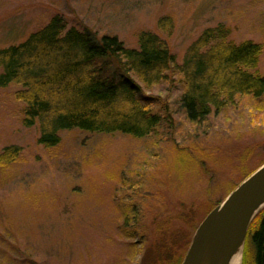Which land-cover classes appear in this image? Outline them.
<instances>
[{"label":"rangeland","instance_id":"obj_1","mask_svg":"<svg viewBox=\"0 0 264 264\" xmlns=\"http://www.w3.org/2000/svg\"><path fill=\"white\" fill-rule=\"evenodd\" d=\"M56 13L67 26L114 34L126 45L139 29L155 31L177 61L202 30L222 24L232 41L262 45L256 71L264 75V0H0V47ZM163 16L170 17L167 31L158 26ZM163 87L152 90L167 96L171 125L143 137L63 130L52 147L36 142L35 126L15 119V86L0 87V148H21L19 159L0 168V264H150L141 260L143 244H171V232L187 226L189 234L264 159V94L239 96L191 122L175 101L178 89L168 81ZM189 157V165L177 162ZM248 245L245 237L247 264Z\"/></svg>","mask_w":264,"mask_h":264},{"label":"trees","instance_id":"obj_2","mask_svg":"<svg viewBox=\"0 0 264 264\" xmlns=\"http://www.w3.org/2000/svg\"><path fill=\"white\" fill-rule=\"evenodd\" d=\"M169 20V16L161 17L159 28L167 31ZM261 49L262 45L251 39L232 41L228 27L220 24L202 30L177 61L155 31L139 29L135 44L126 45L114 34L98 35L67 26L63 15L56 13L22 41L0 47V87L15 86L11 92L19 105L15 119L24 127L35 126L36 142L42 146L57 145L60 132L69 129L143 137L163 123H172L167 96H162L160 89L152 90L156 86L165 90L167 81L178 89L175 101L191 122L233 105L239 96L261 97L264 75L256 71ZM20 154L17 144L2 146L0 168L19 159ZM179 155L174 157L183 154ZM189 159L177 162L185 165ZM262 163L264 159L238 183ZM189 171L195 176L205 174L190 166ZM213 207L204 211L189 234L188 226L171 232V244L166 245L163 239L143 244L141 260L180 264L199 222ZM192 219L191 215L190 223ZM160 228L157 231L163 234ZM135 231L139 229L135 227ZM246 240L248 264H264V206L250 222ZM241 264L247 263L242 260Z\"/></svg>","mask_w":264,"mask_h":264},{"label":"water","instance_id":"obj_3","mask_svg":"<svg viewBox=\"0 0 264 264\" xmlns=\"http://www.w3.org/2000/svg\"><path fill=\"white\" fill-rule=\"evenodd\" d=\"M264 206V163L199 222L180 264H229L250 221Z\"/></svg>","mask_w":264,"mask_h":264},{"label":"bare ground","instance_id":"obj_4","mask_svg":"<svg viewBox=\"0 0 264 264\" xmlns=\"http://www.w3.org/2000/svg\"><path fill=\"white\" fill-rule=\"evenodd\" d=\"M243 244H240L236 251L231 255L229 264H240L242 258Z\"/></svg>","mask_w":264,"mask_h":264}]
</instances>
